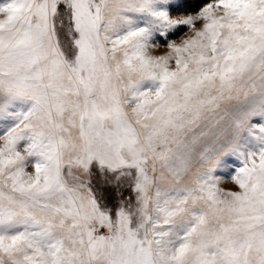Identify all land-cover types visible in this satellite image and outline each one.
Returning <instances> with one entry per match:
<instances>
[{
    "label": "snow or ice",
    "instance_id": "snow-or-ice-1",
    "mask_svg": "<svg viewBox=\"0 0 264 264\" xmlns=\"http://www.w3.org/2000/svg\"><path fill=\"white\" fill-rule=\"evenodd\" d=\"M0 264H264V0L0 2Z\"/></svg>",
    "mask_w": 264,
    "mask_h": 264
},
{
    "label": "rangeland",
    "instance_id": "rangeland-1",
    "mask_svg": "<svg viewBox=\"0 0 264 264\" xmlns=\"http://www.w3.org/2000/svg\"><path fill=\"white\" fill-rule=\"evenodd\" d=\"M0 2H3V0H0Z\"/></svg>",
    "mask_w": 264,
    "mask_h": 264
}]
</instances>
